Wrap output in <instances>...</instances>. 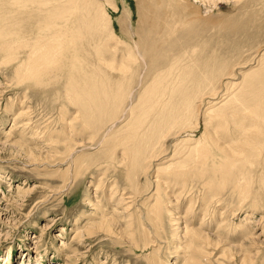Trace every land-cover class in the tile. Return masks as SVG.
<instances>
[{"label":"rangeland","instance_id":"rangeland-1","mask_svg":"<svg viewBox=\"0 0 264 264\" xmlns=\"http://www.w3.org/2000/svg\"><path fill=\"white\" fill-rule=\"evenodd\" d=\"M186 1L94 0L103 6L110 20L105 30H100L103 17L99 20L101 41L95 32V39L90 37L94 44L86 41L89 38L82 44L81 66L86 64L81 73L106 74L109 83H115L120 74L100 61L112 58L104 49L105 44L111 45L110 32L123 45L131 46L138 39L135 32L145 29L143 18L155 21L157 7L170 15L174 7L182 8ZM231 1L218 3L217 8L208 7V14L203 12L204 17L207 15L204 20L209 22L201 40L221 38L224 52H238L229 55L231 67L225 75L222 73L225 77L218 84L221 96L217 102L225 100L227 82L242 83L244 76L249 82L256 74H264V0ZM4 40L0 35V47ZM112 46L113 56L120 61L125 46ZM25 58L22 54L17 61L4 64V53H0V264H188L192 245L187 229L207 238L195 244L205 251V255L198 254V264H264L261 168H255V175L247 179L252 185L249 192L243 193L246 181L239 178L234 186L226 184L222 192L216 186L203 190L194 182L186 188L176 184L172 191L169 185L174 176L165 173L157 179V172L181 147L173 137L164 142L166 151L161 160L131 173V180H139V188H133L126 177L127 167L120 163L121 151L108 161L109 136L125 128L131 109L158 75L142 58L138 57L142 62L133 67L132 87L118 118L110 122L105 116L97 123L93 121L100 129L96 137L91 131L81 133L80 119L72 122L80 109L68 99L69 66L63 62L60 70L40 75L38 80L19 82L16 70ZM203 103H198L200 123L211 101ZM202 127L192 139L201 137ZM158 183L164 189L160 201L162 222L155 219L158 211L150 212ZM248 193L250 197L245 200ZM103 219L114 222L109 231L99 227Z\"/></svg>","mask_w":264,"mask_h":264},{"label":"bare ground","instance_id":"bare-ground-1","mask_svg":"<svg viewBox=\"0 0 264 264\" xmlns=\"http://www.w3.org/2000/svg\"><path fill=\"white\" fill-rule=\"evenodd\" d=\"M223 1L231 0H188L182 8L174 7V12L170 15L157 7V19L154 21L143 18L145 29L135 32L138 39L131 42V46L128 43L123 45L118 36L110 32L111 45L105 44L104 49L107 56L110 54L112 58L104 57L100 61L119 73L120 78L115 83H109V75L99 74V79L95 72L87 75L81 73L84 61L80 52L82 44L88 38L86 41H90L95 32L98 33L97 39L100 38L101 17L104 24L100 30L108 26L110 20L102 5L94 3V0H0V35L5 38L0 47V53H4L2 62L12 63L22 54L26 55L25 60H22L24 62L16 70L19 82L60 70L64 63L69 66L71 76L69 75L67 87L68 99L80 109L72 122H79L80 119L83 129L81 133L91 131L96 137L100 129L95 127L93 121L99 122L105 116L110 122L118 118L122 109L124 110L128 90L132 87L133 67L142 58L146 66L158 72V75L131 109L125 128L123 126L121 132L109 136L106 147L108 161L114 160L115 155L121 151L120 163L127 167L126 177L135 188L139 180L137 177L136 180H131V173L143 170L153 161L161 160L166 151L164 142L168 137H173L174 141L180 142L181 147L165 163L167 165L157 172V179L165 173L174 176L172 186L169 185L172 191L176 184L186 188L194 182L200 184L203 190L214 189L216 186L222 192L226 184L234 186L239 178L246 181L242 187L243 193L249 192L252 191V185L247 179L255 175V168L263 170L259 177L264 179V74H256L249 82H245V76L242 83L225 81V100L217 102L221 96V90H218L221 86L218 84L231 67L229 55L236 56L238 52L235 53L236 49L224 52L221 38L201 39L207 28L206 23L209 22L204 20L208 14L206 10L208 7L217 8L218 3ZM233 1L239 3L241 0ZM203 12L206 13L205 17ZM112 45H116L115 49L119 45L125 46L120 61L113 56ZM96 46L98 47L97 44ZM99 49L98 53L102 52ZM89 59L92 58L89 56ZM83 64L85 66L86 63ZM21 69H24L22 74ZM207 99L211 103H208L207 113L202 114L205 117L200 123V105ZM24 115L20 114L21 117ZM201 124V137L192 139ZM162 187L158 183L155 194L151 197L153 206H150V212H159L155 219L161 222L163 204L160 201L164 194ZM136 193L140 194L137 189ZM249 197V193L246 194L245 200ZM181 222L182 220L179 221ZM112 223L114 222L103 219L99 227L109 231ZM187 231L191 237L188 243L192 245L189 246L192 256L187 263L198 264V254L205 255V251L195 244L198 239L205 240L206 236L197 230Z\"/></svg>","mask_w":264,"mask_h":264}]
</instances>
